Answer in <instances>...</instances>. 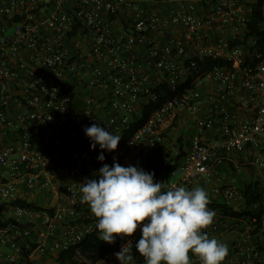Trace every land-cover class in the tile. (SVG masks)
<instances>
[{
	"label": "built area",
	"instance_id": "built-area-1",
	"mask_svg": "<svg viewBox=\"0 0 264 264\" xmlns=\"http://www.w3.org/2000/svg\"><path fill=\"white\" fill-rule=\"evenodd\" d=\"M257 1L0 0V264H40L98 231L81 203L80 184L100 169L84 129L124 137L163 83L178 94L111 159L127 168L140 153L166 155L168 130L187 117L195 132L180 177L163 181L169 188L191 190L231 160L238 172L254 166L264 189V58L245 65L255 41L244 40ZM121 16L127 30L117 28ZM207 59L226 65L204 70ZM212 193L242 201L236 184ZM206 232L227 245L223 264H264L246 221L215 213ZM141 237L139 228L116 237L114 251L87 263L120 264L128 243L140 258Z\"/></svg>",
	"mask_w": 264,
	"mask_h": 264
},
{
	"label": "clouds",
	"instance_id": "clouds-1",
	"mask_svg": "<svg viewBox=\"0 0 264 264\" xmlns=\"http://www.w3.org/2000/svg\"><path fill=\"white\" fill-rule=\"evenodd\" d=\"M84 131L92 149L99 145L101 152H114L121 140L96 123ZM104 159L103 154L98 157L100 162ZM98 176L99 180L86 179L80 184V192L81 203L97 219L99 240L113 244L116 237H133L139 228L142 237L136 250L144 264H191L189 253L201 264H223L228 247L206 232L215 212L208 208L210 200L203 188H169L164 182H154V173L115 162L111 167L104 164ZM128 245L115 254L120 264L133 261Z\"/></svg>",
	"mask_w": 264,
	"mask_h": 264
},
{
	"label": "trees",
	"instance_id": "trees-1",
	"mask_svg": "<svg viewBox=\"0 0 264 264\" xmlns=\"http://www.w3.org/2000/svg\"><path fill=\"white\" fill-rule=\"evenodd\" d=\"M253 8L254 11L249 24V34L244 39L248 42L255 41V44L251 46V54L245 63V65L251 66L260 64L264 58V0H258ZM121 19L124 20L122 16ZM200 65L204 70H211L215 67L225 66L226 63L218 59H207L203 63H200ZM155 92L159 94V99L156 102L143 105L140 115L132 126V130L121 138L118 147L124 144L133 131L148 119L153 111L158 109L166 99L173 98L178 94V92H172L167 83L160 84L155 88ZM185 144V142L181 143V150L178 155H174L173 151H168L166 155H163L160 148L152 149L148 154L140 153L131 166L142 169L147 173H154V182H163L165 179L170 180L173 173L183 164V160L187 154L186 150H184ZM188 145H191L190 139ZM94 150L96 154L94 163L98 168H101L104 164H107L109 167L113 165L114 161L111 159L113 152L106 150L101 152L99 145ZM101 154L105 157L103 162L98 160ZM225 162L223 161L222 163ZM229 164L236 170L231 162ZM247 168L254 169L252 165L245 167V169ZM236 172L238 171L236 170ZM237 186L242 193V201L238 207L232 203H228L222 196H214L207 193L210 200L208 208L233 222L239 220L246 221L251 226L254 241L264 256V189L262 183L258 179H251L238 183ZM98 236L99 233L97 231L79 245L71 247L69 250L60 251L56 256L51 255L45 258L54 259L58 264H88L87 261H97L106 253L114 251L118 246L116 242L107 244L99 240ZM80 251L86 255V261L78 259ZM132 255L133 261L131 264H144L143 257L140 256L139 258V255L134 252Z\"/></svg>",
	"mask_w": 264,
	"mask_h": 264
},
{
	"label": "crops",
	"instance_id": "crops-1",
	"mask_svg": "<svg viewBox=\"0 0 264 264\" xmlns=\"http://www.w3.org/2000/svg\"><path fill=\"white\" fill-rule=\"evenodd\" d=\"M116 24H117V28H121V26H122V29L127 30V24L121 18L118 21H116ZM119 24H123V25H119ZM181 122L182 121L177 120L174 123V125H177L178 123H181ZM193 124L194 123L190 119L185 117L184 122H182V127H184V131H186L191 126L193 127L194 126ZM184 141L185 140L183 139V137L180 136L178 139V143H177L178 145L176 147H174L175 150H173L174 155H178L180 153L181 143H184ZM189 149H190V146L188 149L184 148V150H186V152H188ZM253 153L254 152L251 151V152H248L247 154H244L243 160L244 161L249 160L253 156ZM225 161H226L225 163H219L216 165L215 173H214L213 177H211L207 181L195 183L194 186L192 187V189L195 187H201L206 191V193H210V192H212L214 187L219 186L221 184H236V185H238V183L249 181L251 179L260 180L259 179V172L254 166H253L254 169H250V168L248 169L247 168V169H244L242 172L238 173V172H236L235 169H233L232 165L229 164L231 162V160H225ZM174 177L175 176L172 175L170 179L175 180ZM218 180H220V182ZM49 259L48 258L42 259L40 264L49 263Z\"/></svg>",
	"mask_w": 264,
	"mask_h": 264
},
{
	"label": "rangeland",
	"instance_id": "rangeland-1",
	"mask_svg": "<svg viewBox=\"0 0 264 264\" xmlns=\"http://www.w3.org/2000/svg\"><path fill=\"white\" fill-rule=\"evenodd\" d=\"M143 105L140 106V112H141V109H142ZM195 132V127L191 126L189 129H187L186 131H184V127H182V122L181 123H178L177 125H174L172 127H170V129L168 130L167 132V136H168V145H167V149L169 151H173L175 150L174 147H176L178 144V139L180 136L183 137V139L185 140L184 142L186 143L184 148L185 149H188L189 148V139L192 137V135L194 134ZM129 161H131V159H133L132 156H130L129 158ZM181 174H178V175H175L174 179H178L180 177ZM220 182V180H218ZM209 194H213L212 192H210ZM235 205V204H234ZM236 207L239 206V204H236L235 205ZM78 259H80L81 261H86L87 260V257L85 254H83L81 251L78 255ZM49 259V258H48ZM47 264H58L55 262L54 259H49V263Z\"/></svg>",
	"mask_w": 264,
	"mask_h": 264
}]
</instances>
